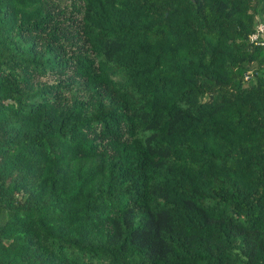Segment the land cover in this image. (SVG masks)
I'll list each match as a JSON object with an SVG mask.
<instances>
[{
    "label": "trees",
    "instance_id": "obj_1",
    "mask_svg": "<svg viewBox=\"0 0 264 264\" xmlns=\"http://www.w3.org/2000/svg\"><path fill=\"white\" fill-rule=\"evenodd\" d=\"M262 1L0 0V264H264Z\"/></svg>",
    "mask_w": 264,
    "mask_h": 264
},
{
    "label": "built area",
    "instance_id": "obj_2",
    "mask_svg": "<svg viewBox=\"0 0 264 264\" xmlns=\"http://www.w3.org/2000/svg\"><path fill=\"white\" fill-rule=\"evenodd\" d=\"M249 42L254 46H261L264 54V21L256 24L254 31L249 35ZM249 76L246 75L245 79Z\"/></svg>",
    "mask_w": 264,
    "mask_h": 264
},
{
    "label": "clouds",
    "instance_id": "obj_3",
    "mask_svg": "<svg viewBox=\"0 0 264 264\" xmlns=\"http://www.w3.org/2000/svg\"><path fill=\"white\" fill-rule=\"evenodd\" d=\"M263 16H264V12H263ZM259 22H262L261 19H260L257 23H259ZM257 23H256V24H257ZM255 26H256V25H255ZM253 31H254V30H253ZM249 43H250V42H249ZM253 46H254V45H253ZM262 52H263V48H262ZM252 69H253V68H251V69L249 70L248 73H245V76L248 75L249 78H250V77L252 76ZM245 76H244V78H245ZM249 78H248V79H245V80H249Z\"/></svg>",
    "mask_w": 264,
    "mask_h": 264
},
{
    "label": "rangeland",
    "instance_id": "obj_4",
    "mask_svg": "<svg viewBox=\"0 0 264 264\" xmlns=\"http://www.w3.org/2000/svg\"><path fill=\"white\" fill-rule=\"evenodd\" d=\"M263 6H264V2L262 1V4H261V11H262V9H263ZM261 13V12H260ZM260 19H261V21H264V16H262V18H261V16H260ZM255 65H253L252 67H254Z\"/></svg>",
    "mask_w": 264,
    "mask_h": 264
},
{
    "label": "crops",
    "instance_id": "obj_5",
    "mask_svg": "<svg viewBox=\"0 0 264 264\" xmlns=\"http://www.w3.org/2000/svg\"><path fill=\"white\" fill-rule=\"evenodd\" d=\"M263 10H264V8H263Z\"/></svg>",
    "mask_w": 264,
    "mask_h": 264
}]
</instances>
